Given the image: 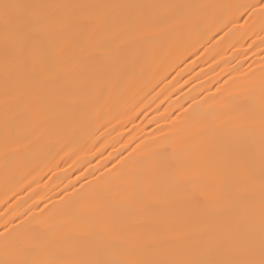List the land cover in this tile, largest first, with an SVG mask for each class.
<instances>
[{"label":"bare ground","instance_id":"1","mask_svg":"<svg viewBox=\"0 0 264 264\" xmlns=\"http://www.w3.org/2000/svg\"><path fill=\"white\" fill-rule=\"evenodd\" d=\"M27 2L149 7L100 10L103 45L99 31L89 39L94 21L75 26L68 54L39 72L43 84L27 62L10 63L6 71L0 19V232L11 221L8 227L25 236L36 226L49 237L74 238L97 228L103 217L130 239L154 233L171 238L178 226H230L246 238L254 224L258 240L264 193L258 181H249L245 164L250 152L257 171L260 166L264 30L258 17L239 19V6L257 0ZM238 108L254 117L252 131L225 125ZM213 128H222L229 141L244 137L246 151L227 157V144ZM232 190L245 192L238 214ZM81 207L92 215L67 223ZM89 255L81 249L64 258ZM51 258L38 239L14 255L0 246V260Z\"/></svg>","mask_w":264,"mask_h":264},{"label":"snow or ice","instance_id":"2","mask_svg":"<svg viewBox=\"0 0 264 264\" xmlns=\"http://www.w3.org/2000/svg\"><path fill=\"white\" fill-rule=\"evenodd\" d=\"M144 5H61L31 3L27 0H0V19L4 24L6 71L9 64L19 67L29 63L35 74V82L43 84L39 72L51 68L49 61L53 63L59 57L68 54V43L72 29L84 21H94V27L89 34V39L96 37L99 31L100 38L97 41L103 45L107 37L103 31L105 18L98 13L103 9H142ZM244 13L239 19L247 17L259 18L261 30H264V0H257L256 4L241 5ZM60 9L86 10L72 15L58 14ZM139 17H137L138 19ZM144 22L150 23L148 18ZM264 43V39L261 40ZM72 65L65 63L64 71L71 72ZM227 84V81L225 82ZM219 94V90L217 92ZM70 105L74 101L69 98ZM192 107L191 105L189 106ZM185 111H188L186 109ZM237 117L224 122L228 129L234 132L252 131L254 129V117L243 109H237ZM260 128V166L257 171L252 163V154L247 153L246 171L249 181H258L262 193H264V110L259 118ZM214 134L221 135L222 141L227 144V157L239 156L246 151L247 140L239 135L229 141L223 137L222 128H213ZM135 151V150H134ZM121 162L118 161V164ZM117 165H113L115 171ZM86 185L81 186V190ZM208 187L213 185L209 181ZM250 191V189H249ZM234 213L241 210L245 197L244 191L232 190ZM42 209V216L46 211ZM93 210L81 207L73 219L87 218ZM6 222L4 230L0 232V246L6 255H14L31 246L35 240H42L53 258L42 261H27L21 259L0 260V264H264V199H262V216L258 230L254 224L247 227L246 238L238 237L230 226L224 228H200L194 231L180 230L177 234L168 238L158 234H152L148 238L130 239L123 236V228L110 218H101L99 226L89 233L77 237H71L69 233L47 236L39 232L36 226L27 231L31 236H25L17 231L16 227L9 228ZM22 221L20 227H23ZM71 240V243H70ZM90 253L82 258H64V254L79 250Z\"/></svg>","mask_w":264,"mask_h":264}]
</instances>
